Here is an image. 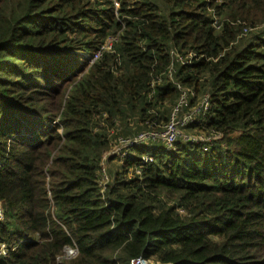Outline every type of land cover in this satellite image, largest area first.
Segmentation results:
<instances>
[{
    "label": "trees",
    "instance_id": "1",
    "mask_svg": "<svg viewBox=\"0 0 264 264\" xmlns=\"http://www.w3.org/2000/svg\"><path fill=\"white\" fill-rule=\"evenodd\" d=\"M163 2L0 0V264H264V0Z\"/></svg>",
    "mask_w": 264,
    "mask_h": 264
},
{
    "label": "built area",
    "instance_id": "2",
    "mask_svg": "<svg viewBox=\"0 0 264 264\" xmlns=\"http://www.w3.org/2000/svg\"><path fill=\"white\" fill-rule=\"evenodd\" d=\"M219 29V27H217ZM247 32V30H245ZM110 41V40H109ZM112 41V40H111ZM113 42V41H112ZM111 44L107 42L105 46L99 50L95 56L92 58L91 63H94L96 60L99 59L101 56L102 51L104 50H111ZM174 54V52H173ZM174 65H172L169 74L170 78L173 80V73H174ZM178 89L181 92L180 98L176 106L174 107L169 122L163 127L161 130H149L145 132H141L140 134L131 137V138H120L116 144L115 148H113L110 152V156L114 157H122L124 156L130 149L131 147H136V146H142L144 144H148L150 141H156V140H162L163 142L167 143V147H165L168 150H171L174 146L175 140L179 136H183V132L181 130L182 127L188 126L190 123L194 121L195 115L200 111L204 110L206 112L209 109V101L208 98H206L201 105V107L196 108L193 112H189L186 110V107L189 104V98L190 96H193V92H189L187 89L182 88L179 84H177ZM187 140H192V141H197V142H207L210 141L209 138L202 137L200 136H187ZM153 160V156H145L143 158L144 163L151 162ZM104 163L102 164L101 167V184L105 185L107 182H109V176L107 175V170ZM65 252L69 256V258H66V256H61L58 258L59 262H62L64 260H70L72 258H75L78 255V250L76 247H70L66 248ZM6 250L5 246L2 245L0 247V256L5 255ZM132 264H146V262L142 259H136L132 262Z\"/></svg>",
    "mask_w": 264,
    "mask_h": 264
},
{
    "label": "rangeland",
    "instance_id": "3",
    "mask_svg": "<svg viewBox=\"0 0 264 264\" xmlns=\"http://www.w3.org/2000/svg\"><path fill=\"white\" fill-rule=\"evenodd\" d=\"M152 1H154L155 3H157L160 7H164V2H163V0H152ZM217 30H219V29H217ZM217 32H219V31H217ZM109 42V44H111L112 43V41L110 40V41H108ZM91 60L92 59H90V64H93V63H91ZM176 68V67H175ZM133 122H135V121H132V124H133ZM135 125H136V127H135V129H134V131H133V133H132V130L131 129H129L130 130V133H131V135L133 136V134L136 132V131H138L137 130V124L135 123ZM121 127V125L119 126V128H114V127H111V124L109 123H106L105 124V126H104V128H106L107 129V132H109L110 134H113L116 130H118L119 132H122V129L120 128ZM114 128V129H113ZM123 130H124V128H123ZM191 134H198L197 136H200V135H202V137H205V138H210V135H206V134H200V133H194V132H190ZM123 134H125V135H119V137L120 136H123V137H126V136H129V135H127L128 133H127V131H125V132H123ZM114 137V136H113ZM112 137V140H111V143H110V148H109V150H108V152H106L105 154H104V159H103V163H104V165H105V167L107 168V166H108V171H109V168L111 169V167L113 168V170L114 171H116L118 168H120V162H119V160H115L114 162H112V163H109V162H107V158L110 156V152H111V150L113 149V148H115L116 146H115V144H116V140L117 139H114ZM118 137V138H119ZM119 140V139H118ZM117 140V141H118ZM150 142H152V143H158V144H162L164 147H167V143L166 142H163L162 140H156V141H150ZM150 142H148V144H150ZM104 167V168H105ZM109 175H110V177H111V174L109 173ZM0 209H1V206H0ZM63 256H66V258H69V256L67 255V253L66 252H64V254H63ZM146 264H157V263H154V262H149V263H147L146 262Z\"/></svg>",
    "mask_w": 264,
    "mask_h": 264
}]
</instances>
